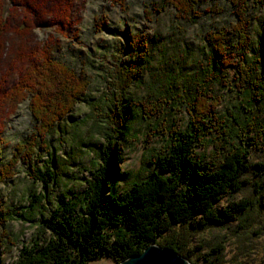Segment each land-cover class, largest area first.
Here are the masks:
<instances>
[{
  "label": "trees",
  "instance_id": "obj_1",
  "mask_svg": "<svg viewBox=\"0 0 264 264\" xmlns=\"http://www.w3.org/2000/svg\"><path fill=\"white\" fill-rule=\"evenodd\" d=\"M207 1L217 0H163L161 9L171 6L176 17L194 21L202 15L199 6ZM226 1L236 19L229 27L209 32L205 61L181 69L163 90L140 98L132 99L129 91L142 81L150 55L148 41L121 32L124 42L103 55L108 92L90 102V140L81 142L96 155L89 166L91 177L79 193L51 200L49 190L60 184L62 166L49 137L78 103L88 101L91 81L83 69L77 71L53 57L49 43L37 40L35 31L52 28L68 37L81 21L77 14L84 0H9V8L6 0H0V141L4 119L25 100L34 121L31 133L14 145L12 157L0 166V183L13 178L21 161L33 183L41 186L38 193L29 189L30 204L21 212L0 205V229L16 219L35 223L43 236L23 246L20 264H87L104 256L121 263L152 244L192 260L183 238L170 235L177 226L205 229L250 215L255 208L251 198L222 208L217 204L243 189L242 177L251 167L248 133H264V20L253 35L250 13L264 0ZM218 82L241 94L239 109H247L252 120L240 121L235 114L231 119L219 117L214 110L217 103L207 100L214 97ZM182 99L189 106L186 127L169 124L167 117L160 120L164 111H176L173 107L184 103ZM153 117L159 120L151 122L150 129L162 145L149 162L152 169L122 184L118 166L124 159L122 141L135 121L149 124ZM208 135L220 145L217 164L197 151ZM68 155L74 158L71 152ZM254 166L261 182L253 186L261 196L264 161ZM5 237L11 239L3 229L0 257Z\"/></svg>",
  "mask_w": 264,
  "mask_h": 264
},
{
  "label": "rangeland",
  "instance_id": "obj_2",
  "mask_svg": "<svg viewBox=\"0 0 264 264\" xmlns=\"http://www.w3.org/2000/svg\"><path fill=\"white\" fill-rule=\"evenodd\" d=\"M8 1L6 0L7 8ZM123 2L122 6L112 0H84V7L77 14L81 21L68 37L61 36L52 28H40L35 31L37 40L49 43L53 57L66 61L77 71L83 69L91 81L87 92L89 103L88 101L78 103L71 112V117L64 119L60 127H56L49 137L52 145L56 147V157L62 166L59 170L62 173L60 184L51 186L49 190L51 200H56L64 193L69 192V196L79 193L86 186L85 179L91 177L89 166L96 155L81 142L90 140L92 123L90 102L98 101L108 92L103 80L107 64L103 55L110 54L119 41L124 42L122 31L130 32L134 36H144L150 49L142 81L129 91V96L133 99L163 90L166 84H169L166 82H171L173 75L181 69L190 70L192 68L189 67H193L196 62L205 61L210 50L207 41L209 32L229 27L236 19L233 8L226 0L202 3L199 6L202 15L194 21L176 17V11L171 6L162 10L163 0ZM218 8L221 9L220 12ZM250 13L253 18L251 31L254 35V31L263 23L264 5L254 8ZM214 86V97L207 100L217 103L214 110L218 112L219 117L231 119V115L235 114L240 121H246V117L252 120L247 109H239L242 97L238 91L230 90L219 82ZM182 101L184 102L183 99ZM28 105V100L23 101L15 113L4 119L3 141H0V166L12 157L14 145L26 138L34 128ZM186 107L189 109L185 102L180 103L173 107L177 112L168 109L164 111L160 120L167 117L169 124L186 127L190 119ZM155 119L159 120L153 117L149 124L135 121L131 133L122 141L121 152L124 159L118 165L122 184L138 173L146 174L152 169L149 162L154 158L153 154L160 151L162 145L160 136L154 135L153 129H150V123L155 122ZM248 136H252L247 147L251 167L242 177L245 181L243 189L224 196L217 205L222 208L232 201L251 198L255 202V208H252L248 217L230 221L225 225L198 230L189 226H177L170 235L183 238L192 255V260H189L191 264H194L193 261H196V264H264V188L260 196L253 186L255 181L261 182L254 165L264 161V133L257 136L255 130L248 133ZM197 151L203 155L204 160L214 164L221 158L220 145L210 135ZM69 152L73 159L69 158ZM27 168V165L20 161L13 178L0 183V205L12 212H21L30 204L27 200L29 189L37 193L41 189L40 185L33 183L27 174ZM262 182L264 184V181ZM3 229L11 239L4 238L0 264H20L23 246L30 245L38 235L43 238L35 223L10 219L4 224ZM3 229H0V232ZM87 264L120 263L104 256Z\"/></svg>",
  "mask_w": 264,
  "mask_h": 264
},
{
  "label": "water",
  "instance_id": "obj_3",
  "mask_svg": "<svg viewBox=\"0 0 264 264\" xmlns=\"http://www.w3.org/2000/svg\"><path fill=\"white\" fill-rule=\"evenodd\" d=\"M120 264H191V262L172 250L159 244H152L142 253L130 256Z\"/></svg>",
  "mask_w": 264,
  "mask_h": 264
},
{
  "label": "bare ground",
  "instance_id": "obj_4",
  "mask_svg": "<svg viewBox=\"0 0 264 264\" xmlns=\"http://www.w3.org/2000/svg\"><path fill=\"white\" fill-rule=\"evenodd\" d=\"M230 3H231V2H230ZM251 159H252V158H251ZM3 209H4V208H3ZM3 209H2V210H3ZM247 212H248V211H247ZM240 226H241V225H240ZM174 237H175V236H174ZM161 239H162V238H161ZM179 240H180V239H179ZM186 241H187V239H186ZM182 243H183V242H182ZM186 246H187V245H186ZM185 251H186V250H185Z\"/></svg>",
  "mask_w": 264,
  "mask_h": 264
}]
</instances>
